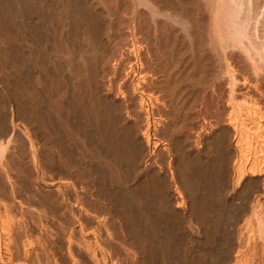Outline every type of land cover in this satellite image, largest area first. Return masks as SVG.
Masks as SVG:
<instances>
[{"label":"bare ground","instance_id":"obj_1","mask_svg":"<svg viewBox=\"0 0 264 264\" xmlns=\"http://www.w3.org/2000/svg\"><path fill=\"white\" fill-rule=\"evenodd\" d=\"M198 1L0 0V264H264V1L214 75Z\"/></svg>","mask_w":264,"mask_h":264},{"label":"rangeland","instance_id":"obj_2","mask_svg":"<svg viewBox=\"0 0 264 264\" xmlns=\"http://www.w3.org/2000/svg\"><path fill=\"white\" fill-rule=\"evenodd\" d=\"M182 1H183L182 4H183L185 7H186V5H188L187 3L190 2V0H186V2H185V0H182ZM191 1H192V0H191ZM200 1H201V4H202V5H200ZM200 1H198V3H199V4L197 3L198 5H197V4H195V5H197L198 7L203 6L202 0H200ZM261 1H264V0H260V3H259V0H257L258 3L256 2V0H255V1H254V0L251 1V2H253L252 7H253L254 2H255V6H256V9L254 10L255 15H258L259 12H260L261 6H262V4H263V2L261 3ZM184 2H185V3H184ZM192 2H193V1H192ZM195 2H197V0H195ZM195 2H194V3H195ZM194 3H192V4H194ZM185 4H186V5H185ZM192 4H191V2H190V6H191ZM256 4H257V5H256ZM258 4H259V5H258ZM199 5H200V6H199ZM204 5H205V4H204ZM190 6L188 5V8H189V9H190L191 7H196V6H194V5L191 6V7H190ZM257 6H259L260 8L257 7ZM203 7H204V6H203ZM196 8H197V7H196ZM196 8L194 9L195 11L197 10ZM204 9H205L206 11H205ZM204 9H203L202 7L200 8L201 13H203L202 15L205 17V14H206V13H207L206 15H208V12H207L208 10H207L205 7H204ZM253 9H254V7H253ZM190 10L192 11V8H191ZM198 10H199V9H198ZM200 10H199V11H200ZM203 10H204L205 12H204ZM256 10H257V11H256ZM199 11H198V12H199ZM258 11H259V12H258ZM252 12H253V11H252ZM254 12H253V16H254V20H255L256 18H255ZM204 13H205V14H204ZM263 13H264V12H263ZM194 15H195V14H194ZM262 16H264V14H263ZM205 18H206V17H205ZM261 18H262V17L260 16V18H258L257 20L260 19V21H261V20L263 19V22H264V18H262V19H261ZM208 19H209V15H208V17H207V21H205L206 19L204 20L205 23L208 22V23H206L207 25L205 24V27L207 26V29H206L205 27H203V29H204V28L206 29V30L204 29L206 32L208 31V32L206 33V34H208V35H206L205 33H203V34H205L206 37H207V38H204V39H206V41H210L209 44H211V47H210L211 49L208 47L209 50H210V51H209L208 48H206L205 45H207V43H208V42H206V41H205L206 44L204 45L205 47H203V48H205V49H204V52H205V55H207L206 57H207L208 59H209V57H210V58H211L210 60H211L214 64H213L210 60H208L207 58H206V61L208 60V63H207V62H206V63L212 68L211 70L215 69L216 66L218 67V69L215 70L216 72H214V70L211 71V72L213 73V75H214L215 73H218L219 67H221V68L223 67V68L225 69L227 65H228V67H230V68L233 66V68H231V69L235 70L234 72L236 73V72L240 69V65H241V64H239L238 67L236 66V65H238V63H239V62L241 61V59H242V57H241V58H238V56H239V54H240V51L238 52L237 49L235 48V49H236V52H235V53H237L238 56H237L235 53H233V52H231V53H232V54H231L230 51H231V50H234V51H235V49H234V48H233V49H229V48H227V47L224 46L225 43H224V41L221 40V36H220L221 31H220V27H219V26H221V25L213 24V22H212V21H209ZM253 22H254V21H253ZM257 22H259V21H257ZM203 24H204V22H203ZM259 24L261 25V28L263 29V27H264V23H263V24L258 23L257 25H259ZM260 25L257 26V27H260ZM262 26H263V27H262ZM261 28H257V29L260 30ZM221 29H222V28H221ZM250 29H252V27H251ZM250 29H249V30H250ZM252 30H253V31H252ZM252 30H250L249 33H250L251 35H254V34H255L254 32H255L256 30H254V28H253ZM259 30H258V33L261 31L259 34H263L262 30H260V31H259ZM181 31H182L181 34L185 35V33H184L182 27H181V29H180V32H181ZM210 31H211V33H210ZM251 31H252V32H251ZM263 31H264V29H263ZM203 32H204V31H203ZM252 33H254V34H252ZM183 35H182V36H183ZM183 37H185V39H184V38H183V39H184V42L187 41V42H185L186 45H187L188 42H189V40H187L188 38H187L186 36H183ZM204 37H205V36H204ZM186 38H187V39H186ZM253 40H255V39H253ZM256 40H257V39H256ZM256 40H255V41H256ZM222 43H223L224 45H222ZM213 49H214V50H213ZM205 50H206V51H205ZM212 50H213V52H214L215 54L212 53ZM226 50H228V54H227V51H226ZM207 52H211V53H209L211 56H210ZM206 53H207V54H206ZM229 53H230V54H229ZM233 54H234V56L236 55L237 57L232 56ZM226 55H228V56H226ZM240 55H241V54H240ZM230 56H232V57H231L232 59L230 58ZM241 56H242V55H241ZM227 57H228V58H227ZM233 57H234V58H233ZM239 57H240V56H239ZM221 58H222V59H221ZM238 59H239V60H238ZM221 60H222L223 62H222ZM227 60H229V62H228ZM234 60H235V61H234ZM237 61H238V62H237ZM215 62H216L217 64H215ZM230 62H231V64H228V63H230ZM236 62H237V63H236ZM233 64H234V65H233ZM229 65H230V66H229ZM234 67H235V68H234ZM236 67H237V68H236ZM223 68H222V69H223ZM222 69H221V70H222ZM224 69H223V70H224ZM236 69H237V70H236ZM238 72H239V71H238ZM238 72H237V74H238ZM237 74H236V75H237ZM219 77H221V73H220ZM222 78H223V77H222ZM222 78H221V79H222ZM221 79H220L219 82H222ZM224 80H226V79L224 78ZM224 80H223V81H224ZM217 82H218V81H217ZM225 82H226V81H224L223 84H224V87L226 88V86H225ZM225 88H224V91L226 92ZM226 89H227V88H226ZM208 90H209V91H208ZM210 90H211V87H210V88L207 87V90H206L207 93H209ZM200 91L203 92L202 89H201ZM197 92H199L198 89H197L196 93H197ZM197 95H198V93H197ZM198 97H199V96H198ZM2 114H3V115H2ZM5 115H6V114H5ZM0 116H3V117H0V128H1V130H2V129L4 130L6 127H8V126H6V125H8V122L5 121V119L7 120V116L4 118V113H0ZM1 118L4 119V120L2 119L3 121H5L4 123H7L6 125L3 124V123L1 124V122H3V121H1ZM7 121H8V120H7ZM1 130H0V134H1V132L3 131V130H2V131H1ZM3 140H4V139H3ZM3 140H1V138H0V145H1V144H2V145H5V144H6V143H3V142H6V141H3ZM99 140H100V139H99ZM1 142H2V143H1ZM9 142L11 143L12 141H9ZM189 143H190V142H189ZM7 144H9V143H7ZM2 145H1V146H2ZM9 145H10V144H9ZM1 146H0V149H1ZM13 146H14V143H13L12 145H10L9 147H8V145H7V149H6V145H5V146H2V147H5V150H3V148L0 150V152H1V158H0V161H1L0 163H1V164H0V165L3 166V164H4L3 162H6L7 160H8V162L11 161L10 159L13 158V156H12V154H11V153H13V152H11V151L13 150ZM9 148H10L11 150H10ZM6 150H8V151H6ZM2 151H3V152L5 151V153H7V154H9V153L11 152V153H10L11 155L9 154L8 156H10V157L12 156V157L9 159V157L7 156V154L5 155ZM9 151H10V152H9ZM8 152H9V153H8ZM2 154H3V156H2ZM5 156H7V160L4 159V158H6ZM4 160H6V161H4ZM13 160H14V158H13ZM164 160H166V158H164ZM2 161H3V162H2ZM11 162H13V161H11ZM163 162H164V161H163ZM163 162H162V164H163ZM166 162H167V161L164 162L165 165L163 164V166H166ZM6 163H7V162H6ZM6 163H5V164H6ZM5 164H4V165H5ZM10 164H11L10 162L8 163V165L6 164V165L9 167L8 169H10V167H15V166H14V162L12 163L13 165H12V164L10 165ZM6 165H5V166H6ZM2 166H0V167H2ZM5 166H4V167H5ZM4 167H2V169H0V172H1V173L3 172V175L0 174L1 177L4 176L5 171L8 170L7 167H6L5 170H4V169H3ZM15 168H16V167H15ZM15 168H13V171H14ZM10 170H11V169H10ZM110 170H112V171H110ZM110 170H109V173H110V172H112V173L114 172V169H110ZM8 171H9V170H8ZM8 171L6 172L5 176H6L7 174L10 173V171H9V172H8ZM13 171H11L10 176L12 177L13 174L15 173L14 177L16 178V177L19 175V172H18L16 169H15L14 172H13ZM115 171H116V170H115ZM12 172H13V174H12ZM16 173H18L17 176H16ZM112 173H110L109 176L112 175ZM5 176H4V177H5ZM14 177L12 178V180L15 179ZM123 177H124L125 180H126V177H125V176H123ZM124 178H123V179H124ZM17 179L19 180V178H17ZM27 179H29V177L27 178V176H26V179L24 178L23 180H22V179H20V180H22L23 182H25V180H26V183H30V182H28L30 179H29L28 181H27ZM3 180H6V179L4 178ZM18 180L16 181V179H15V180H13V181H11V182H9V181H4V183H5V182H7V183L9 182L8 184L5 183L6 188H7V189L10 188V187L7 186V185L12 184L13 182H18ZM20 180H19V181H20ZM0 181H2V180H0ZM22 181H20V183L18 182L19 184H18V183H13L14 185L12 184V186H15V187H18V188H19V186L22 184ZM2 183H3V181L0 183V184H1L0 187H1V186H2V187H5V185H2ZM16 184H18L19 186L16 185ZM22 185H23V186H22ZM22 185H21L22 188H25V187H26V186H25V185H26L25 183L22 184ZM27 185L29 186V185H31V183H30V184H27ZM10 186H11V185H10ZM21 186H20V187H21ZM29 187H30V186H29ZM6 188H2V189H3V190H6ZM2 189H1V190H2ZM11 200H12V199H11ZM8 201L11 202L10 199H9ZM12 201H13V200H12ZM228 207H229V208H228L227 210L229 211V209H231V208H230L231 206L228 205ZM232 209H233V207H232ZM232 209H231V210H232ZM233 210H234V209H233ZM233 210H232V212H230V211L227 212V211H226L227 213L225 214V215H227V214L229 213V214L227 215V218L229 219V223H230V221H231V219H230L231 217H230L229 215H230L231 213L234 212ZM228 216H229L230 218H229ZM227 218H226V216H225L224 219H227ZM228 219H227V220H224V226H225V223L228 222ZM237 221H239V219H237ZM237 221H236V222H237ZM236 222H235V225H237V223H238V222H237V223H236ZM224 226L222 227V225H221L220 229H221V228H222V229H226V230H224V231H226V234H227V233L229 234V232H230V233L232 232V228H231L230 225L228 226V227H230V230H229V228H228V229H227V228H224ZM225 227H226V226H225ZM222 229H221V230H222ZM222 231H223V230H222ZM222 231H220V236H221V235L223 236V235L225 234V233L222 232ZM227 231H228V232H227ZM226 234H225V235H226ZM225 235H224L223 237H226V236H227V235H226V236H225ZM230 235H231V237H232V234H230ZM227 237H228V240H229V242H230V241H231V237H230L229 235H228ZM227 237H226V238H223V239H224V240H225V239L227 240ZM229 237H230V239H229ZM224 240H223V242H224Z\"/></svg>","mask_w":264,"mask_h":264}]
</instances>
